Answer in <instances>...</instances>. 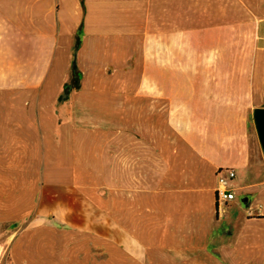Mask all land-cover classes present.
Listing matches in <instances>:
<instances>
[{
	"label": "crops",
	"instance_id": "crops-1",
	"mask_svg": "<svg viewBox=\"0 0 264 264\" xmlns=\"http://www.w3.org/2000/svg\"><path fill=\"white\" fill-rule=\"evenodd\" d=\"M257 109L264 0H0V264H264Z\"/></svg>",
	"mask_w": 264,
	"mask_h": 264
},
{
	"label": "built area",
	"instance_id": "built-area-1",
	"mask_svg": "<svg viewBox=\"0 0 264 264\" xmlns=\"http://www.w3.org/2000/svg\"><path fill=\"white\" fill-rule=\"evenodd\" d=\"M228 177L233 179L235 177L234 171H228ZM235 199V193L228 187V181L221 178L220 188L217 190V201L219 204L226 205Z\"/></svg>",
	"mask_w": 264,
	"mask_h": 264
},
{
	"label": "water",
	"instance_id": "water-1",
	"mask_svg": "<svg viewBox=\"0 0 264 264\" xmlns=\"http://www.w3.org/2000/svg\"><path fill=\"white\" fill-rule=\"evenodd\" d=\"M255 122L259 136L264 146V109H257L255 111Z\"/></svg>",
	"mask_w": 264,
	"mask_h": 264
},
{
	"label": "trees",
	"instance_id": "trees-1",
	"mask_svg": "<svg viewBox=\"0 0 264 264\" xmlns=\"http://www.w3.org/2000/svg\"><path fill=\"white\" fill-rule=\"evenodd\" d=\"M71 74H72V81H71L72 85H71V87L77 88L79 86V83H80L81 74H80L79 70L77 69L75 57L72 61Z\"/></svg>",
	"mask_w": 264,
	"mask_h": 264
}]
</instances>
